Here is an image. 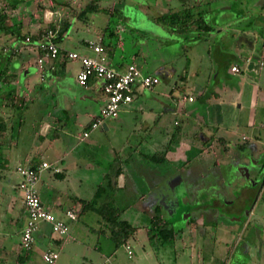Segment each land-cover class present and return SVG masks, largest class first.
Segmentation results:
<instances>
[{
  "label": "rangeland",
  "instance_id": "374dc122",
  "mask_svg": "<svg viewBox=\"0 0 264 264\" xmlns=\"http://www.w3.org/2000/svg\"><path fill=\"white\" fill-rule=\"evenodd\" d=\"M10 1L14 0H0V7ZM86 2L32 0L26 7L27 0H21L15 11L17 15L22 14L21 18H15L25 22L31 21L32 16L40 19L42 5L48 7L43 16L47 13L53 18H64L72 15L75 6H85ZM100 3L123 6L125 14H132L133 18L137 16V26L147 31L144 35L139 31H125L123 41L128 53L127 63L135 60L145 74L158 73L156 67L167 64L182 71L193 69L195 72L193 76L190 74V83L186 87L188 92L196 93L197 99L187 103L195 109L191 114L168 113L167 108L175 106L177 97H183L182 85L175 91L176 97L167 93L159 96L156 90L152 96L156 99L155 105L151 110L122 112L119 118L107 120L111 125L109 131L87 125L92 131L88 139L90 143L80 141L78 152L71 155L74 158L79 156L81 160L80 165L69 170L67 179L71 187L69 195L73 197L70 200L82 199L90 205L85 210L83 208L76 235L89 245L100 240L103 250H107V243L111 242L113 247L108 253L112 257L136 264L146 251L143 245L151 254H157L149 241L143 244L142 227L151 223L156 208L161 206L165 217L188 232L183 234V240L198 242L199 246L193 251L197 258H204L212 264H224L229 260L233 264H264V65L260 62L264 58V38L261 33H254L258 40L251 69L246 67V73L232 75L228 68L236 57L221 48L220 36L201 35L196 26L194 33L186 37L172 36L161 25L147 19L142 23L140 13L134 8L136 4L130 0L127 3L125 0H100ZM51 4L57 10H53ZM211 5L216 7L217 2ZM217 10L215 16L221 19ZM48 12H54V15ZM260 13L257 25L264 28V10ZM32 22L26 31L33 33L48 28L50 24L38 20ZM113 24H118L117 18L113 19ZM135 37L138 39L136 43H140L136 48ZM6 38V35H0V52L8 48ZM139 48H142L144 57L135 59L131 53ZM65 81L64 78L56 82L59 86L56 85L53 98L57 102H63L66 97ZM217 90L222 92L221 99L226 105H213L209 109L210 103H216ZM150 103L153 104V100ZM220 114L224 122L221 125H205L202 121V118L216 120ZM162 116L167 117V122L161 120ZM179 123L187 133L177 130ZM164 124L169 125V134L163 132ZM202 132L206 134L204 139L207 136L214 138L201 142ZM74 133L82 134V127L75 129ZM221 138L226 139V143ZM71 141H68L66 151L72 150ZM164 154L165 161L152 158L164 157ZM88 163L92 167L89 168ZM119 170L124 172L125 180L121 183L117 179L115 184ZM101 187L102 193L97 195ZM254 210L255 216L251 218ZM101 212L119 216L139 227L132 243V255L126 246L117 247L103 231L105 221ZM192 230H196L195 236L189 233ZM167 248V251L159 250L161 259L170 258L166 254L171 252L170 247ZM45 262L41 259L42 264H47Z\"/></svg>",
  "mask_w": 264,
  "mask_h": 264
},
{
  "label": "crops",
  "instance_id": "0c3cea01",
  "mask_svg": "<svg viewBox=\"0 0 264 264\" xmlns=\"http://www.w3.org/2000/svg\"><path fill=\"white\" fill-rule=\"evenodd\" d=\"M127 2L128 0H125V3ZM130 2L136 4L134 8L140 13L142 23L143 19H147L149 22L161 25L172 36L176 34L157 21L156 17L170 14L184 7L198 6L201 2H210L208 5L209 10L205 13L206 20L215 27V30L210 35L220 36L221 48H225L228 52L232 53V56L236 57L228 68V72L232 75L231 67L236 63L242 66L243 73H246V67L251 69L250 65L254 63L253 54L258 40L254 33L260 32L262 38H264V28L261 25H257L256 21V19H259V15H261L260 10H264V0H136L135 2L134 0H130ZM216 2V7L211 5ZM222 4H225V6L222 7ZM103 5L108 6V4ZM217 9H219V17L221 19L215 16L218 13ZM48 13L54 15L52 14L54 12ZM96 18L97 23H106L109 20L106 15L101 14L96 15ZM54 19L53 16L46 13L42 18V22L50 23ZM125 21L129 26L141 32V35L147 32L137 26L139 24L137 16L133 18L132 14H126ZM81 25L77 21L74 27L65 33L63 41L60 42L63 53L59 57L39 64L36 48L23 45L12 57L11 62L8 63L7 68L14 75L10 77L12 92L24 96L26 107L24 109L23 123L19 126L15 124L14 128L8 125L7 129L2 132L3 140L0 141V156L2 158L0 161V264H20L18 259L22 251V232L28 219V213L22 194L19 191L21 175L18 172V167L19 165H32L34 163L40 165L43 162H49L53 167L59 168L61 171L56 172L51 168L42 173L39 183L41 198L49 210L69 223L70 231L66 236H59L54 234L50 223L42 222L36 232V244L33 252L24 264H42L41 259L45 262L43 253L49 249L60 253V257L54 264H98L108 260L109 264H128L122 259L112 257L108 253L113 247L111 242L107 243L108 249L103 250L100 240H95L92 245H89L80 241L76 235L83 205L78 201L79 199L74 202L70 200L72 197L69 195L71 187L67 179L70 176L69 170L80 165L81 158L79 156L74 158L71 155L78 152L76 150L81 142H86L90 139L92 131L88 130V126L90 124L93 125L97 118H99L101 110L107 101V96L101 88V81L97 78H92L87 85H82L78 80L81 61L67 56L68 51H78L82 54L92 55L93 50L90 48L88 42L90 40L102 39L98 35V28L92 27L93 31H88L87 28L81 27ZM189 34H192V32ZM189 34H180L179 36L185 35L186 37ZM110 50L112 49H108L107 53L109 63L112 66L123 69L130 64L125 62L122 65H116L115 62L119 63L124 60L123 55L122 53L121 55L120 53H114L113 55ZM4 51L9 53L12 49L8 47ZM140 51V56L144 57L142 49ZM248 58H251V60H248ZM260 62L261 65H264V58ZM189 63L187 61L188 65ZM137 66L141 69L140 65L137 64ZM156 68L158 73L154 72V75L159 76L161 82L153 89L138 88L134 101L124 104L121 113H131L135 110H151V107L155 105L156 99H152V96L156 90L159 96L167 93L176 97L175 91L179 90L180 88L178 89V87L181 85L183 88L180 90L183 97H177V105L175 104V106L167 108V112L193 113L195 109L189 107L187 103L195 102L197 96L196 93L188 92L186 84L190 83V74L192 73L193 76V72L195 71L193 69L191 71L190 69L182 71L169 64L162 67L157 66ZM64 78L66 79L65 87L68 91L63 102H57L53 98L54 91L59 86L56 82L61 81V79L64 80ZM1 91L2 87H0V114L6 121H10L12 118H19V112L10 105H3L2 102L3 97L9 93L10 88ZM185 95L194 96V101L185 98ZM216 95V103H210L209 109L213 105H226V102L221 99L223 98L222 92L217 90ZM152 100L153 104L150 103ZM9 102L11 103V101ZM239 106L241 107L242 105L240 104ZM221 116V114L217 115V119L212 121L210 119L206 121L202 118V121L205 125L207 123L214 126L221 125L224 123L220 118ZM161 120L167 122V117L162 116ZM80 127L83 129V133L75 134L74 130ZM95 128L109 131L111 125L106 120L98 127H93V129ZM181 129V132L184 134L188 132L182 126ZM162 130L164 133L166 131L168 133L170 131L169 125L164 124ZM171 130L174 131L175 129ZM60 131H64V133L61 134ZM86 131H89L88 136H85ZM201 135V142H208L212 137L207 136V139H204L206 136L204 132ZM71 136L72 138H70ZM74 139L76 142L73 141ZM69 140H72L70 142L72 150L68 149L66 151L65 147ZM88 142L90 143V141ZM46 154L50 157H47ZM73 159L76 161H73ZM86 165L89 168L92 167L90 163ZM124 178V172H121L117 179L123 183ZM117 179L114 180L117 182ZM75 194L79 196L78 193ZM68 210H73L77 213V220H71L67 216ZM252 215L255 216V210L251 213V218L254 217ZM100 222L101 220L98 219V224ZM103 226V231L111 239L109 232L105 231V225ZM188 226L190 229V225ZM142 228H144L143 244L146 241L150 243L146 225ZM138 232L139 229L128 242L132 247L133 240L137 237ZM186 232L185 229L180 228L176 238L172 242L161 245L159 249H155L152 246L157 251V254L155 252L156 256L148 252L146 245H143L146 251L141 258L142 260L140 259L141 261L136 264H212L209 261H205L204 258L203 260L200 259L199 253V258H197L196 252L193 251L197 249L199 244L196 241L187 243L183 240V234ZM195 232L196 230H192L189 233L195 236L193 234ZM167 246L170 247L171 252H166V254H169L170 258L164 260L160 258L161 254L159 250L161 248L166 250L168 249ZM38 257H40V260H37ZM240 263L244 264V262ZM224 264L233 263L229 260L224 262Z\"/></svg>",
  "mask_w": 264,
  "mask_h": 264
},
{
  "label": "trees",
  "instance_id": "16d2710c",
  "mask_svg": "<svg viewBox=\"0 0 264 264\" xmlns=\"http://www.w3.org/2000/svg\"><path fill=\"white\" fill-rule=\"evenodd\" d=\"M31 2L32 0H27L26 7H28ZM20 3L21 0H14L12 2H5L3 6L1 5L0 7V35H6L8 37L7 44L8 47L12 49V51L9 53H6L4 50L0 52V87H2V91L10 88L9 93L3 97L2 102L3 105H10L11 107H13V109L19 112V118H12L10 119V121H6L0 114V141L3 140L2 132L7 129L8 125H11V127L14 128L15 124L19 126L23 123L24 120V109L26 107L24 103L25 98L24 96L12 92L10 77L14 75L7 68L8 63L12 60V57L18 50H20L23 45L36 48V50L38 51L39 59V57L44 55V51L39 46V44L43 40L44 35L50 29L56 32V37L54 40L60 44V42L63 41L65 37V33L70 31L74 27L76 22L79 21L80 24H82L81 27L87 28L88 31H93L92 27L98 28V35L102 37V44L105 47V50L107 51L108 49H112L110 51L113 55L114 53H120V55L122 53V57L124 58V60L120 61L119 63L115 62L116 65H122V63H127L128 56L123 41L125 40L123 35L126 30L137 31L132 26H129V24H127V22L125 21L126 14L123 11L122 6H105L100 3V0H87L85 6H82V4L80 6H75V8L72 9V15L64 18H55L52 22H50L48 28H43L38 33H33L32 31L30 32V30L26 31V28L32 26V21L38 20L42 22L44 11L48 7H46L45 5L41 6L40 9L42 16L40 19H34V16H32L31 21L29 20V22H25L22 19H17V16L21 18L22 14L17 15V12L15 13V11H17V9L19 8ZM200 4L198 6L184 7L183 9L173 11L170 14L158 16L156 17V20L166 26L171 32L175 33L176 35L187 33L189 34L190 32L194 31L195 26L196 29L199 30L198 32L201 35H210L215 30V27L205 18V13L209 10L208 5L210 4V2H201ZM50 7L53 10H57L54 4H51ZM99 14L106 15L109 19L108 22L97 23L96 15ZM114 18L118 19L117 25L113 24ZM136 38L137 37H135L134 39L135 48L137 44L140 46L139 42L136 43V40H138ZM141 49L139 48L138 50L132 52L131 56L135 59L138 58L140 56ZM62 53L63 51L61 52V54ZM130 64H136L135 60ZM9 101H11V103ZM177 130H181L180 125L177 126ZM211 138H214V136H212ZM222 142L226 143V139H222ZM152 158L156 161H165L167 159V157H165V154L164 157L153 156ZM1 160L2 158L0 156V161ZM32 166L38 167L39 164L34 163L32 164ZM121 172V170L118 171L116 179ZM114 182L115 184H117L116 181ZM102 190V187L99 188L97 195H101ZM80 202L83 203L84 210L90 207L86 200L80 199ZM156 210L157 213L152 216L151 223L146 227L150 243L155 249H159L161 245L172 242L176 238V235L178 234L180 228L176 227L170 219L163 215L161 206H158ZM102 213L103 212H101V215L103 216V220L105 221V231L109 232L111 239L115 242L117 247L126 245L139 229L138 226L134 225L129 220L121 219L119 216H109V214ZM32 252L33 249L22 248V251L19 254L18 262L20 264H24L31 256Z\"/></svg>",
  "mask_w": 264,
  "mask_h": 264
},
{
  "label": "built area",
  "instance_id": "2783aa9c",
  "mask_svg": "<svg viewBox=\"0 0 264 264\" xmlns=\"http://www.w3.org/2000/svg\"><path fill=\"white\" fill-rule=\"evenodd\" d=\"M56 32L50 29L45 35L39 46L43 49L44 55L39 57V64H43L49 59H55L60 56L62 48L55 41ZM93 50L92 55L82 54L78 51H68L67 56L71 59L81 61V69L78 74V80L82 85H87L92 78L101 81V88L107 96L106 104L103 106L99 118L93 123V127H98L108 119L119 117L124 104L133 102L138 88L153 89L160 82L159 76L154 74H145L136 64H129L125 68L120 69L112 66L108 60V53L101 40H90L88 42ZM251 60V58H248ZM231 71L235 74L243 71L239 63L231 67ZM190 101H194V96H187ZM89 135V131L85 132V136ZM53 169L60 172L61 169L53 167L49 162H43L38 167L32 165H19L18 172L21 175L19 183V191L24 199L28 219L22 232V248L33 249L36 244V232L42 222L50 223L53 232L59 236L69 234V223L61 217L56 216L44 204L40 191L39 183L42 173L47 169ZM67 216L71 220H77L78 215L73 210L67 211ZM128 253L132 255V246L127 243ZM60 257V253L56 250L49 249L43 253V258L48 264H54ZM108 261L98 264H109Z\"/></svg>",
  "mask_w": 264,
  "mask_h": 264
}]
</instances>
